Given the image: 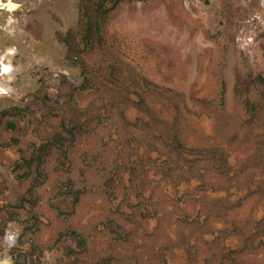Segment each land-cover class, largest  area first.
I'll list each match as a JSON object with an SVG mask.
<instances>
[{
	"label": "rangeland",
	"instance_id": "obj_1",
	"mask_svg": "<svg viewBox=\"0 0 264 264\" xmlns=\"http://www.w3.org/2000/svg\"><path fill=\"white\" fill-rule=\"evenodd\" d=\"M0 264H264V0H1Z\"/></svg>",
	"mask_w": 264,
	"mask_h": 264
},
{
	"label": "bare ground",
	"instance_id": "obj_2",
	"mask_svg": "<svg viewBox=\"0 0 264 264\" xmlns=\"http://www.w3.org/2000/svg\"><path fill=\"white\" fill-rule=\"evenodd\" d=\"M1 1V0H0Z\"/></svg>",
	"mask_w": 264,
	"mask_h": 264
}]
</instances>
